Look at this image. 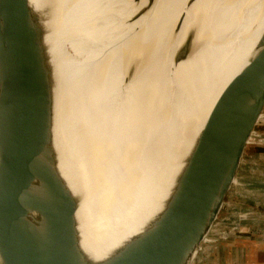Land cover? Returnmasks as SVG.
Returning <instances> with one entry per match:
<instances>
[{"label":"water","instance_id":"water-1","mask_svg":"<svg viewBox=\"0 0 264 264\" xmlns=\"http://www.w3.org/2000/svg\"><path fill=\"white\" fill-rule=\"evenodd\" d=\"M195 45L186 41L175 61L191 56ZM246 57L189 149L193 122L180 114V124L171 125L168 110L158 111L146 161L150 166L164 154V195L135 233L98 258L83 245L79 215L88 186L78 175L75 193L61 170L58 64L30 0H0V264H221L250 203L232 196L248 185L254 165H264V29ZM92 82L91 73L78 70V133L96 168L102 149L88 123ZM156 175L148 167L146 178ZM127 198V205L140 204Z\"/></svg>","mask_w":264,"mask_h":264},{"label":"bare ground","instance_id":"bare-ground-1","mask_svg":"<svg viewBox=\"0 0 264 264\" xmlns=\"http://www.w3.org/2000/svg\"><path fill=\"white\" fill-rule=\"evenodd\" d=\"M148 1L30 0L58 64L61 170L75 193L78 175L88 186L79 215L83 245L98 258L135 233L163 197L170 179L161 174L164 154L150 166L146 161L147 144L160 125L158 111L168 110L171 125L182 118L193 122L187 141L194 139L231 81L234 44L223 54L248 7L245 0H156L141 15ZM261 5L247 10L258 13ZM247 35L240 40L246 56L252 49L245 47ZM186 41L198 49L177 62L178 51L189 48L183 46ZM81 68L93 78L87 105L92 109L89 128L102 149L96 168L78 133L75 105L83 90L78 85ZM148 167L158 175L146 178ZM112 168L117 173L111 174ZM125 195L128 203L140 204L127 205Z\"/></svg>","mask_w":264,"mask_h":264},{"label":"rangeland","instance_id":"rangeland-1","mask_svg":"<svg viewBox=\"0 0 264 264\" xmlns=\"http://www.w3.org/2000/svg\"><path fill=\"white\" fill-rule=\"evenodd\" d=\"M136 4H140L141 0H134ZM247 9H250L251 7L257 6L258 3H260L259 0H245ZM262 9L258 11H252L251 14L247 9H245L244 12V20L242 23V27L238 30H235L232 33V36L229 37L225 51V53L232 47L234 44L235 47V65L232 68L231 71V80L241 71V69L247 64V60L244 61L247 51L241 52V43L240 40L243 36V34L246 31H253L260 27L261 25H264V3L261 5ZM239 7L237 9L236 15L238 13ZM255 14H258L255 16ZM254 16L256 19L254 20ZM262 18V21L261 19ZM236 19V16H235ZM261 22H260V21ZM239 34V35H238ZM249 35L246 36V39ZM250 38L251 35L249 36ZM230 40V41H229ZM252 51V50H251ZM244 61V62H243ZM260 128V127H259ZM264 145V143L262 144ZM253 152L252 148H249L248 154H251ZM252 156V155H249ZM264 165H261L259 163L254 165L252 167V171H250L247 175V186L244 188H241V192L237 193L239 194V197L232 196L234 199H237L236 201H250L248 208L245 211V214L243 216V219L241 221V224L237 230V233L235 234L232 241L237 240H245V241H257L254 242V248L256 249H263L264 250V175L262 171V168ZM256 182V184H253ZM235 201V200H234ZM253 243V241H252ZM255 249V250H256ZM233 251H227L225 253V256L223 257L221 264H233ZM234 264H243V261L241 260L240 263H234ZM246 264V263H244ZM262 264V263H257Z\"/></svg>","mask_w":264,"mask_h":264},{"label":"crops","instance_id":"crops-1","mask_svg":"<svg viewBox=\"0 0 264 264\" xmlns=\"http://www.w3.org/2000/svg\"><path fill=\"white\" fill-rule=\"evenodd\" d=\"M259 1H260L259 4L264 3V0H259ZM259 19H261V21H262V18L259 17ZM263 29H264V25L260 24V27L257 28L256 30H253L252 32L247 31L248 35L249 36L251 35V37H252V38H250L248 36L246 41H245V47L247 50H249L251 48L253 49L255 47V45L257 44L258 40L261 37ZM252 241H253V243H252ZM252 241H245L243 239V240H237V241L234 240L231 242L227 251H229V252L233 251L234 252V255L232 256L233 257V264L236 262L240 263L241 260L243 261V264L244 263H246V264H257L259 262L264 264V250L254 248V242H257V241H254V240H252Z\"/></svg>","mask_w":264,"mask_h":264}]
</instances>
